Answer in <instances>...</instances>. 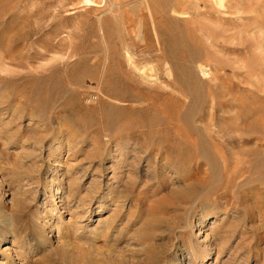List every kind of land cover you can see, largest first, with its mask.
I'll use <instances>...</instances> for the list:
<instances>
[{
	"label": "rangeland",
	"instance_id": "1",
	"mask_svg": "<svg viewBox=\"0 0 264 264\" xmlns=\"http://www.w3.org/2000/svg\"><path fill=\"white\" fill-rule=\"evenodd\" d=\"M83 1L0 0V264H187L208 246L206 264H264V144L245 134L264 128V0ZM166 156L199 171L148 183ZM199 203L215 215L198 224Z\"/></svg>",
	"mask_w": 264,
	"mask_h": 264
},
{
	"label": "bare ground",
	"instance_id": "2",
	"mask_svg": "<svg viewBox=\"0 0 264 264\" xmlns=\"http://www.w3.org/2000/svg\"><path fill=\"white\" fill-rule=\"evenodd\" d=\"M171 1H173V0H171ZM180 2L182 1V3L184 2V1H186V0H179ZM179 2V3H180ZM92 2H91V0H84L83 1V5H85V6H88L89 4H91ZM223 3H224V0H219L218 1V5H223ZM177 7L176 6H171V9H170V11L171 12H175ZM224 8V7H223ZM73 13H70V14H68V15H72ZM114 16V15H113ZM140 28V27H139ZM139 32H138V35L136 34V36H139V38L138 39H141L142 41H146V33H143L141 30H138ZM156 34V33H155ZM262 34V36H263V34L264 33H261ZM185 38V37H184ZM186 39H188V38H186ZM157 40H158V38H157ZM188 41V40H187ZM138 42V41H137ZM147 42V41H146ZM194 66V65H193ZM195 71L197 72V74H203V75H207V73L209 72V70H207L204 66H202L201 64H198L197 65V67H195ZM146 75H148V76H152L153 77V74H152V70H149V72H147V74ZM223 104V103H222ZM221 104V105H222ZM8 108V107H7ZM21 109V108H20ZM22 111V110H21ZM19 113V112H18ZM17 113V114H18ZM16 114V113H15ZM19 116H17V118L19 117V119L21 118V112H20V114H18ZM32 116V115H31ZM33 116H34V114H33ZM13 117H15V115H13ZM36 117V116H35ZM38 118H39V116H37ZM36 117V118H37ZM40 119V118H39ZM50 119V118H49ZM40 120H43V119H40ZM52 120V119H51ZM47 126V125H46ZM60 128V127H59ZM39 129V127L38 126H36L35 128H34V130L35 131H37ZM46 129V128H45ZM48 129V128H47ZM61 129V128H60ZM59 129V130H60ZM58 130V132H61V130L59 131ZM66 131H67V129H66ZM70 131V130H69ZM73 133V135H74V132H72ZM180 133V132H179ZM245 134L247 135V136H249L250 138H252L253 137V139L252 140H255V142H257V144H261V143H263L264 144V128H254V129H248V131H246L245 132ZM58 135H60V134H58ZM15 136V135H14ZM69 136V135H68ZM80 136V135H79ZM180 136V135H179ZM11 137H13V136H11ZM179 138V137H178ZM181 138V137H180ZM81 138H78V137H76V135L73 137L72 136V143H70V144H72V146H69V149L70 150H77L76 148H78V145L80 144V142H81V140H80ZM190 139L191 138H188L187 140H186V138L184 137V140L181 138V139H179V144L180 143H182V144H190ZM181 140H183V141H181ZM249 140H251V139H248V141ZM188 141V142H187ZM43 141L41 140V141H39V142H35V145H38V146H40L41 145V143H42ZM40 150H41V147L39 148ZM162 149H164V148H162ZM36 150H38V148L36 149ZM52 151H51V156H54L55 154H56V151L57 150H55L53 147H52V149H51ZM35 152V151H34ZM155 154L156 153V159L158 158V156H160V149H153V150H151L150 151V153L149 154ZM169 153L166 151L165 152V155H168ZM101 155H103V154H101ZM169 156V155H168ZM174 156V155H173ZM153 158V157H152ZM171 158V157H170ZM170 158H168L167 156H166V159H165V163L163 164V166L162 167H164V168H158V170L157 169H155V171H152V172H150V170H148L147 172H146V174L148 175V177H150L151 176V179L149 178V181H148V183H154L155 181H161V182H164V181H166L167 179H168V174H175V176L177 177L178 176V173L180 172V175H181V172H183L184 173V170L186 171V169H188V171H191V170H193V168L195 167V170H196V172L197 171H199V168L197 167V166H199V162L197 161V166H195V164L193 165L192 163H190V164H188V165H182V164H176L175 163V161L173 160V161H171L170 160ZM174 159V158H173ZM155 161V160H154ZM177 162V161H176ZM194 162V161H193ZM177 163H179V162H177ZM138 165V163L137 162H135L134 164H133V166H132V169H136V166ZM201 166V165H200ZM0 169H1V167H0ZM160 169H162L161 171H160ZM188 173V172H187ZM241 173H235V172H233V173H230V174H227L226 175V177H225V182H226V184H225V188L223 189V192H225V193H229V191H230V189H238L240 186H241V184H239V183H241L239 180H240V178H241ZM169 177H170V175H169ZM46 185H50V184H48V182H47V184ZM64 188V185H61L57 190H56V193H57V195L60 193V189H63ZM71 188V187H70ZM153 188V187H152ZM51 189H53V188H51ZM55 191V190H54ZM72 192H73V190H69V197H70V195L72 194ZM111 193H113V189H111L110 190V194ZM196 196L197 195H194V197L196 198ZM55 195L53 196V199H55ZM68 198V197H67ZM66 198V196L64 197V195H63V197H62V199L60 200V202L59 203H61L63 206H64V203H65V200L67 199ZM193 198V197H192ZM192 198L190 197H185L184 199H180L179 200V202H178V204H180V205H183V206H186V209H184L185 210V212H187V213H189L190 211H193V209H194V207H196L197 208V203L196 202H194L195 200H192ZM194 198V199H195ZM120 199V198H119ZM198 198H196V200H197ZM149 200V199H148ZM149 202H151V200L149 201ZM148 202V203H149ZM59 203H56V201L54 202V207H55V209L57 210L58 208H59ZM193 204V207H190L189 208V206H191ZM200 204V203H199ZM198 204V205H199ZM88 204L86 203V201L83 199V200H81L80 201V204L79 205H77V207H76V211L78 212V211H82V212H84L85 210H87L86 209V206H87ZM198 208H200V210H199V212H198V217H197V223L199 224V223H203V222H205L206 220H207V218L209 217V216H211V215H215V212H212L211 210H210V208H209V205H207V204H200L199 205V207ZM245 208H246V206H245ZM262 208H264V207H262ZM248 209V208H247ZM247 212L249 211V210H246ZM261 211V210H260ZM250 212V211H249ZM262 212V211H261ZM264 212V211H263ZM116 214H117V211H116V209L114 210V212H113V215L111 216V218H110V221H108L107 223H106V225L104 226V228H103V230H102V232L101 233H99V234H108L109 232H110V229L114 226V223H115V221L113 220V217H115L116 216ZM251 214V213H250ZM261 214H263V213H261ZM264 215V214H263ZM249 216V215H248ZM253 216H254V213H253ZM6 222H7V225H8V227L10 228V230H11V232L13 233V241H12V243H13V245H19V243L17 242V238H16V232H15V229H14V226H13V223H12V220H11V215L9 214V215H7V212H6V215L5 216H3L2 217ZM246 218V215L241 219V221H243L244 219ZM248 218V217H247ZM262 220L264 221V216L262 217ZM196 223V224H197ZM198 226V225H197ZM45 227V226H44ZM178 229H181L180 227H177ZM262 228V227H261ZM116 233V232H115ZM115 233H113V234H115ZM121 233V232H120ZM120 233H119V235H120ZM110 234V233H109ZM173 234H174V236H175V238L176 239H182V235H181V233L179 234V236L177 235L176 236V234L173 232V231H168L167 233H166V235H168V237L169 238H171V236H173ZM113 236V235H112ZM173 236V237H174ZM218 236V235H217ZM98 236H96L95 238H97ZM172 237V238H173ZM224 237V236H223ZM113 239H112V242L113 243H117V236H114V237H112ZM3 239V238H2ZM1 239V240H2ZM217 239V238H216ZM95 240L96 239H91V247L93 248V247H95ZM221 242H222V240H220ZM223 244V243H222ZM175 244L174 243H172V245L171 246H174ZM218 247V246H217ZM210 246H208L207 248H206V250H200V248L198 249V248H196V247H193V248H190V250H188L189 252H188V255H187V264H206L205 263V259L206 258H208L209 257V255H210ZM218 250V256H217V261L219 260V258H220V256L221 255H225L226 254V256H227V253L224 251V250H222V248H217ZM22 251V250H21ZM6 256V255H5ZM166 256V255H165ZM172 261V259L170 260V255L168 254L165 258H164V264L166 263V262H171ZM216 261V262H217ZM225 262L226 261H224V262H221V264H225ZM228 262V261H227ZM173 263V262H172Z\"/></svg>",
	"mask_w": 264,
	"mask_h": 264
}]
</instances>
